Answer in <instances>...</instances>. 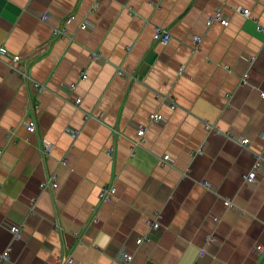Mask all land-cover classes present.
<instances>
[{
    "label": "crops",
    "instance_id": "1",
    "mask_svg": "<svg viewBox=\"0 0 264 264\" xmlns=\"http://www.w3.org/2000/svg\"><path fill=\"white\" fill-rule=\"evenodd\" d=\"M217 11L226 26L207 24ZM257 24L264 0H0V264H119L121 251L134 264H264ZM155 27L170 34L167 44L153 40ZM70 84L80 108L66 100ZM52 174L57 188L43 189ZM111 185L115 195L102 202ZM156 219L159 232L137 245Z\"/></svg>",
    "mask_w": 264,
    "mask_h": 264
},
{
    "label": "built area",
    "instance_id": "2",
    "mask_svg": "<svg viewBox=\"0 0 264 264\" xmlns=\"http://www.w3.org/2000/svg\"><path fill=\"white\" fill-rule=\"evenodd\" d=\"M237 11L245 17H248L250 15V11L247 8L239 7L237 9ZM47 18H48L47 14H43L41 16L42 21L47 20ZM72 19H73V16L67 18L66 22H70ZM213 21L219 22L221 25H224V26H226L228 24L227 19L222 18V15L219 11L215 12L212 16H210L208 18L207 24H210ZM80 27L82 29H87L90 26L87 22H82L80 24ZM257 30L264 35V27L263 26L257 24ZM52 34H53V36L63 37V36H65V30L62 28H54ZM170 37H171L170 34L168 32H166L165 30H163L162 28H160V27L154 28V33H153V40L154 41H158L162 44H167L170 40ZM193 40H194L195 45L197 47L198 43L200 42V38L194 37ZM6 54H7V50L4 47H0V55H6ZM91 58L93 60H98L100 58V56L97 53H91ZM20 59L21 58L19 56L12 57V61L14 63H17L18 61H20ZM248 59L250 60L251 63H253V61L255 60V57L250 56V58H248ZM18 72L23 79H29L28 82L31 84V86L33 88L40 90V91L43 90L44 86L39 84L38 82L33 81L31 78H28L27 74L24 71L18 69ZM248 76H249L248 73L244 74L241 78V82L247 83L248 82ZM81 78L85 79L86 76L82 75ZM65 88H66V90H68V94H69V96L66 99L67 102L69 104H71L72 106H74L75 108H80V104L82 102V99H81V97L74 94L73 90L75 89V85L70 84L68 86H65ZM259 96L261 99H264V90H259ZM170 107L171 108L175 107L173 102H170ZM84 115H85V118L89 117V114H84ZM149 120L153 121V122H157V123L164 122V118L160 114H151L149 116ZM36 125H37L36 121H34V120L29 121L26 124V129L30 133H34L36 131ZM207 128L210 129V125H207ZM136 130H137L136 131L137 136L139 138V141H137V145H138L139 142L143 141L145 130L141 126H139ZM78 132H79L78 130L71 129V128L66 130V133L69 134L72 138H75L77 136ZM263 140H264V134H263ZM238 142H239V144H241V146L247 147V145L249 144V138H244V137L239 138ZM51 147H52V145L43 141L42 152L45 154H48L51 151ZM202 152H203V147L201 149L197 150L196 154H201ZM133 154H134V152L132 151V156H133ZM254 157H255V161H254V164L252 166V169L243 178L244 182L247 184H250V185H255V183H256V172L260 168V164H261L260 156L255 155ZM162 161H164V162L169 161V156L168 155L163 156ZM57 185L58 184L56 182V176H55V174H52V175H49L47 177V179L43 183L42 188L43 189L49 188L51 190H55L57 188ZM115 192H116V188L114 186H112V185L111 186H105L100 190L99 198L102 202H110L111 199L113 198V196L115 195ZM224 204L228 207H231L233 205V203L229 200H225ZM149 225H150V228H149L148 233L145 236L139 237L136 240L137 245L141 244L144 241H148L152 235H156L159 232L160 224H159L157 219L154 221L150 220ZM10 230L14 235H16V232L18 231V227L12 226L10 228ZM256 250L258 252H262L263 246L257 245ZM8 251L9 250L7 249L2 254L3 258L8 257ZM118 258H119V264H134L132 254L121 251L119 253Z\"/></svg>",
    "mask_w": 264,
    "mask_h": 264
},
{
    "label": "bare ground",
    "instance_id": "3",
    "mask_svg": "<svg viewBox=\"0 0 264 264\" xmlns=\"http://www.w3.org/2000/svg\"><path fill=\"white\" fill-rule=\"evenodd\" d=\"M258 171V170H257ZM256 175H257V172H256ZM245 183V182H244ZM247 184V183H246ZM248 185H250V184H248Z\"/></svg>",
    "mask_w": 264,
    "mask_h": 264
}]
</instances>
